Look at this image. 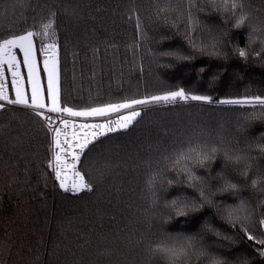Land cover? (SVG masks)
<instances>
[{
    "label": "trees",
    "instance_id": "16d2710c",
    "mask_svg": "<svg viewBox=\"0 0 264 264\" xmlns=\"http://www.w3.org/2000/svg\"><path fill=\"white\" fill-rule=\"evenodd\" d=\"M238 2L241 7L232 9L231 0L227 6L223 0L215 5L199 0L195 7L190 0H0V42L32 31L39 34L37 49L51 43L43 25L56 13L62 99L69 105L118 103L177 87L214 101L147 106L134 127L102 138L82 156L77 167L94 191L77 195L60 190L48 168L50 137L40 123L22 108L0 111V264H202L191 249L172 255L167 237L200 233L205 244L211 243L216 238L203 231L206 221L240 241L231 250L213 248L214 254L230 264L245 259L264 264L258 242L248 241L244 231L247 226L254 234L264 233L257 229L264 218V187L252 185L257 176L246 168L253 161L233 159L225 167L222 151L211 164L213 177L223 175L239 185L237 195H217L215 202L238 208L246 222L235 220L233 226L211 206L188 217H176L165 207L180 193L198 195L193 189L168 188L167 181L177 178L172 166L182 152L218 147L233 156L248 153L264 166V155L253 143L264 134V121L245 126L251 106L215 102L242 97L246 90L264 95V56H257L264 51V0ZM66 8L75 9V16ZM190 13L206 27H192ZM241 15L251 27H234ZM252 28L257 31L250 40ZM186 29L196 48L188 45ZM213 37L221 41L219 58L210 50L200 52ZM237 47L247 49V63L235 54ZM169 50L194 59L160 55ZM198 172L208 175L205 169ZM209 183L215 191L224 181ZM153 191L159 192L158 206L152 203Z\"/></svg>",
    "mask_w": 264,
    "mask_h": 264
},
{
    "label": "snow or ice",
    "instance_id": "6c2138e0",
    "mask_svg": "<svg viewBox=\"0 0 264 264\" xmlns=\"http://www.w3.org/2000/svg\"><path fill=\"white\" fill-rule=\"evenodd\" d=\"M223 2L226 6L228 5V0H223ZM198 3L199 0H195V2L190 0V7H195ZM211 4L215 5L216 0H211ZM239 7L241 5L238 0H231L232 9H238ZM64 11L69 12V9L66 8ZM69 14L75 16V9H72ZM234 15L235 13H233ZM55 17L56 13L52 12L48 23L43 25L45 36H51L52 38L51 43L42 44L39 49H37L34 43V36H38L39 34H34L32 31L11 35L0 42V111L11 110L8 106L22 108L27 110V114L33 118L34 122L40 123L41 129L45 130V136L50 137L49 152L51 153V158L48 160V168L54 173L59 189L63 192L77 195L82 191H94V185L87 179V173H83L77 167L81 162L82 156L87 151H91V148L100 142L102 138L126 132L131 127H134L139 122V118L142 117L147 106L170 105L178 101H196L208 104L214 102L210 95H197L187 91L183 87H177L175 90L164 91L157 95H149L142 98H124L118 103L100 102L96 106L85 107H74L65 103L62 99V88L57 68ZM246 20L247 17L241 15L236 19L234 27L236 29H241L244 26L251 27L250 24L246 25ZM189 23L194 28L197 25L206 27L200 21H197L191 13L189 14ZM140 29L141 25L138 23V32ZM256 31L257 29L252 28V32L249 33L250 40L252 39V34ZM185 36L187 37L188 45L196 48V41L188 35L187 29ZM163 39H167V37ZM220 44V39L213 37L211 42L200 46V52L203 54L210 50L209 54L219 58L222 55ZM15 49H18L19 53L22 54V63L18 61ZM38 53L40 56H46L42 61V71L38 65ZM235 54L239 59L247 63L249 54L246 48L237 47ZM152 55H155V53L153 52ZM160 55L175 57L180 61H191L194 59V57L180 54L176 50L162 52ZM257 56H264V51L258 52ZM164 66L170 67L171 65ZM261 66L264 67V65ZM21 67L26 69L27 72L26 83L28 88H30V95L22 87L24 78L21 75ZM204 71L205 69L201 67L200 72L203 73ZM6 73L11 76L10 87L6 84ZM44 78H46V88L42 85V79ZM215 102L221 105L251 106L252 111L244 115L245 126L257 120L264 121V95H251L246 90V94L242 97L221 99ZM114 114L117 115V119H106ZM56 117H59V119ZM76 119H80L83 122L77 124L74 122ZM69 127L73 130L71 137L68 134ZM262 141H264V134H261L253 143L259 149V153L264 155V142ZM252 146V143H250L249 150ZM222 151L225 167L233 159L237 161H253L251 164H246V168H251L253 174L257 176L256 180H252V185L255 186L260 183L261 187H264V166L255 163L254 158L250 154L233 156L229 151L218 147L204 148L200 151L190 149L178 155L172 166L176 171L177 178L169 179L167 185L168 188L193 189L198 195L192 196L184 192L173 197L171 200H166L165 207L174 211L176 217L195 215L205 210L206 207L211 206L216 209L222 219L232 222L233 226L235 220L247 221V217H239L238 208L226 205L223 202L216 203L214 200V197L217 195L223 196L225 193H230L235 196L239 192V185L230 183L225 176H212L211 164L216 161ZM198 169H205L208 175H201ZM69 170L71 172L70 181L68 179ZM241 174L248 175L247 171ZM210 179L223 180V186L217 185L215 186V191H213V185L209 183ZM161 188H163V184H161ZM152 197L153 205L158 206L160 201L159 192L153 191ZM239 207L242 208L243 204ZM262 215H264V212H262ZM171 219L170 215L166 222H170ZM257 229H264V218L259 219ZM203 231L211 234L216 239L211 243L205 244L204 236L200 233L169 235L167 240L172 243L173 247L167 249V251L171 252L172 255H176L178 251L191 249L194 252L190 253V255L194 254L202 257V264H230L228 258L214 254L211 250L213 248L231 250V247L240 241L217 229L207 221L203 224ZM244 231L248 241L258 242L259 250L257 255L261 260H264V238L258 239V234L264 236V233L254 234L247 226H245ZM243 264H251V260L245 259Z\"/></svg>",
    "mask_w": 264,
    "mask_h": 264
},
{
    "label": "crops",
    "instance_id": "0c3cea01",
    "mask_svg": "<svg viewBox=\"0 0 264 264\" xmlns=\"http://www.w3.org/2000/svg\"><path fill=\"white\" fill-rule=\"evenodd\" d=\"M15 52L17 53V58H18V61H20L22 63V60H23V57H22V54L19 53V50L18 49H15ZM46 58V57H39V55H37V60H38V65H39V68L43 69V59ZM57 68H58V72H59V66H58V63H57ZM21 70L23 72V75H24V87L26 89V91L28 92V94L30 95V88H28L27 86V83H26V80H27V72H26V69H24L23 67H21ZM42 85L44 88H46V78L42 79ZM112 119V120H115L117 119V115H111L110 117H107L106 119ZM74 122H78V123H81L83 122L82 120L80 119H76ZM89 122H93V121H89ZM97 122H103V121H97Z\"/></svg>",
    "mask_w": 264,
    "mask_h": 264
},
{
    "label": "rangeland",
    "instance_id": "374dc122",
    "mask_svg": "<svg viewBox=\"0 0 264 264\" xmlns=\"http://www.w3.org/2000/svg\"><path fill=\"white\" fill-rule=\"evenodd\" d=\"M15 51V50H14ZM39 55V54H38ZM58 55V54H57ZM39 57H42V56H39ZM18 59V58H17ZM21 75H22V77L24 78V75H23V72H22V70H21ZM6 84L10 87V84H11V76H10V74H7L6 73ZM22 87H24V83L22 84ZM25 88V87H24ZM14 98V97H13ZM75 123H77V124H79L78 122H75ZM72 128L71 127H69V129H68V134H69V137H71V133H72ZM63 138V137H62ZM54 174V173H53ZM55 177V176H54ZM68 179H69V181L71 180V172H70V170L68 171Z\"/></svg>",
    "mask_w": 264,
    "mask_h": 264
},
{
    "label": "built area",
    "instance_id": "2783aa9c",
    "mask_svg": "<svg viewBox=\"0 0 264 264\" xmlns=\"http://www.w3.org/2000/svg\"><path fill=\"white\" fill-rule=\"evenodd\" d=\"M57 54H58V47H57ZM42 57H46V56H42ZM57 119H59V117H56ZM65 118H67V117H65Z\"/></svg>",
    "mask_w": 264,
    "mask_h": 264
}]
</instances>
